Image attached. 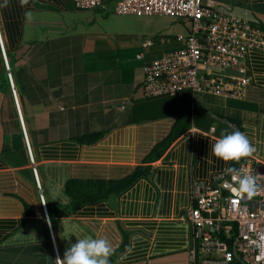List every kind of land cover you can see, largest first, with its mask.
Masks as SVG:
<instances>
[{
	"label": "crops",
	"instance_id": "1",
	"mask_svg": "<svg viewBox=\"0 0 264 264\" xmlns=\"http://www.w3.org/2000/svg\"><path fill=\"white\" fill-rule=\"evenodd\" d=\"M203 3L264 34V0ZM191 29L172 17L116 15L109 2L81 10L73 0H0V40L33 159L24 144L4 146L22 132L0 54V264H48L54 247L63 259L83 235L109 240V264H189L192 184L227 179L224 167L250 159L264 172L263 51L246 53L243 97L144 98L143 67L182 48L178 37ZM234 129L255 151L238 162L212 156L215 139ZM57 189L67 203L52 200Z\"/></svg>",
	"mask_w": 264,
	"mask_h": 264
},
{
	"label": "built area",
	"instance_id": "2",
	"mask_svg": "<svg viewBox=\"0 0 264 264\" xmlns=\"http://www.w3.org/2000/svg\"><path fill=\"white\" fill-rule=\"evenodd\" d=\"M73 2L76 8L93 10L104 8L106 1ZM113 12L116 15L172 17L192 25L189 34L178 37L183 39L182 48L167 52L143 67L144 98L173 97L183 92L233 99L243 97L251 81L246 53L250 49L264 52V34L260 30L204 4L203 0H116ZM0 49L33 163L1 40ZM216 70H224L227 74H218ZM237 169L241 174L247 172L257 177L258 191L250 199L236 197L225 187L226 181L232 182L230 176L227 179L219 176L214 186L192 184L193 208L188 218L193 247L189 264H264V172L252 159L245 160ZM36 184L43 201L37 177Z\"/></svg>",
	"mask_w": 264,
	"mask_h": 264
},
{
	"label": "clouds",
	"instance_id": "3",
	"mask_svg": "<svg viewBox=\"0 0 264 264\" xmlns=\"http://www.w3.org/2000/svg\"><path fill=\"white\" fill-rule=\"evenodd\" d=\"M4 54H5V50H4ZM3 66H4V62H3ZM5 77H6V71H5ZM6 82H7L8 87L10 88L7 78H6ZM21 132H22V127H21ZM21 136H22V142L25 146V149H26V152L29 158V162L31 163L29 153L25 145V137L23 133H21ZM29 149H30V146H29ZM254 151L255 149L253 145L251 144L248 136L245 134V132H242L239 129H234L228 133L222 132L220 136L215 139V141L212 143L211 148H210L211 155L218 158L219 160L223 162H228V161L238 162L241 158L250 156ZM209 163H211V161H209ZM31 165L33 166V163H31ZM32 173L35 179V185L37 187L36 177L38 179V176L36 173V169L34 167L32 168ZM223 173L230 174L232 182L229 183L226 181L225 187L234 196L242 197L245 199H250L256 195L258 191V184H257V177L255 175H253L252 173H247V172L241 174L239 172V169L232 167V166L224 167ZM52 195L54 197L52 200L59 199L61 203H67L69 199V197L63 195L58 189L55 190L52 193ZM40 201H41V204L43 205L44 202L41 199ZM50 235H51V231H50ZM52 241H53V238H52ZM113 251L114 249L107 238H104V237L97 238V237H92L89 235H83L81 238H77L74 243H70L68 245V247L64 251L63 259H60L58 257L57 251L54 247L53 248V255H54L53 258L56 264H57V261L59 262V264H109V257L113 254Z\"/></svg>",
	"mask_w": 264,
	"mask_h": 264
},
{
	"label": "water",
	"instance_id": "4",
	"mask_svg": "<svg viewBox=\"0 0 264 264\" xmlns=\"http://www.w3.org/2000/svg\"><path fill=\"white\" fill-rule=\"evenodd\" d=\"M4 146H11V148H22V136L20 134H11V135H5L4 139ZM254 206V204H253ZM48 264H56L53 256H49Z\"/></svg>",
	"mask_w": 264,
	"mask_h": 264
},
{
	"label": "trees",
	"instance_id": "5",
	"mask_svg": "<svg viewBox=\"0 0 264 264\" xmlns=\"http://www.w3.org/2000/svg\"><path fill=\"white\" fill-rule=\"evenodd\" d=\"M106 2H109L110 4H112V7H113V5H114V3H115V1L116 0H105ZM115 14V13H114ZM251 27V26H250ZM252 28V27H251ZM250 50H254V49H250ZM250 50H248L247 52H249ZM8 86V85H7ZM9 88V87H8ZM1 90H2V88H0ZM121 183V184H120ZM119 185V186H118ZM215 185V183L213 184V185H210V186H214ZM121 186H123L122 185V182H119L118 184H117V186L116 185H113V186H108L105 190H104V198H105V196L106 197H108L111 193H112V191L114 190V192H116L119 188H121ZM191 191V190H190ZM99 194H101V193H99ZM94 197V196H93ZM93 197L92 198H90V199H88V198H86L85 199V202H82V204L83 203H89V202H92L94 199H93ZM93 199V200H92ZM218 238L219 239H221V240H226L224 237H222V236H218Z\"/></svg>",
	"mask_w": 264,
	"mask_h": 264
},
{
	"label": "rangeland",
	"instance_id": "6",
	"mask_svg": "<svg viewBox=\"0 0 264 264\" xmlns=\"http://www.w3.org/2000/svg\"><path fill=\"white\" fill-rule=\"evenodd\" d=\"M0 54L3 55V53L1 51H0ZM2 58H3V56H2Z\"/></svg>",
	"mask_w": 264,
	"mask_h": 264
}]
</instances>
